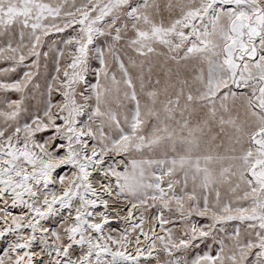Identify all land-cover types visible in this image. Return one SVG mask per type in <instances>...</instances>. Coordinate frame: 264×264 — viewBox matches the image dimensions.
<instances>
[{
    "label": "rangeland",
    "instance_id": "1",
    "mask_svg": "<svg viewBox=\"0 0 264 264\" xmlns=\"http://www.w3.org/2000/svg\"><path fill=\"white\" fill-rule=\"evenodd\" d=\"M87 142L122 203L100 192L101 174L85 187ZM67 149L57 186L32 183L30 203L45 210L76 173L42 226L68 247L59 264H122L97 245L154 227L155 259L141 264H264V0H0L5 174L22 152ZM128 203L134 223L115 213ZM24 204L5 195L0 218L29 223ZM35 233L23 228L22 247L51 264ZM14 261L4 238L0 264Z\"/></svg>",
    "mask_w": 264,
    "mask_h": 264
},
{
    "label": "bare ground",
    "instance_id": "2",
    "mask_svg": "<svg viewBox=\"0 0 264 264\" xmlns=\"http://www.w3.org/2000/svg\"><path fill=\"white\" fill-rule=\"evenodd\" d=\"M76 128L77 127H75V129ZM5 142L8 146H10L9 143L11 142V138L6 139ZM83 148L85 152H91V156L89 158H86L84 163H82L79 168L82 171L85 187L90 192H92L93 186L90 180V175L96 173L101 174L102 181L100 188L104 189V191L100 192L106 193L107 195L105 196H109L116 202L122 203L121 201L123 200L112 188L109 177L100 170L102 169V162L96 163V161L94 160L93 153L95 152V148L91 146L89 142L83 144ZM22 154L25 158L24 162H22L19 168L13 171L10 175H6L5 171H7V169L2 167V164L5 161L0 162V200L2 201V203H4L5 195H12L14 204H21L22 200H24V218L32 214L34 217L30 219L29 223H26L25 220L20 219L16 220L7 217H4L2 219L0 218V242L3 241L4 238H7V241L15 256L14 264H34L33 261L36 259H40L41 255L33 253V251L27 248V246L25 245H23L22 247L21 242L22 238L25 239L23 228L26 226L29 227L30 223L34 222V231L36 232L34 234L35 238L39 240V243L42 246L43 250L47 252V256H49L50 258V263L59 264L58 257H60L61 255L67 256L68 254L66 252L68 250V247L65 248V253L62 254L61 250L64 249L63 245L54 238L49 230L44 231L42 226L43 222L47 221L48 213L51 211V208H54L53 214L55 215L57 210L56 202L61 196H63V194H66L70 191L76 173L74 174V176H72V182H70L71 184L61 188V192L59 195H55L51 199L46 198L43 200V206H45V210H34L30 206V203L33 198L37 197V193L32 183L34 185L42 183L45 185V187L57 186V184L54 182L55 171L60 167H63L66 163H70V151L67 149L65 157L61 160H48L39 154L26 155L23 152ZM37 169L41 170V172H37ZM20 183L21 186L19 185ZM93 192H98V190H94ZM100 199L103 205H105L106 203L103 200V196H101ZM136 206L137 205H132L130 203H128L127 205H122L120 212L116 211L115 213H122L123 221L130 220V223H134V209ZM9 213L11 215V212ZM41 215H44V217L41 218ZM74 231V228H70V240L75 239V236L73 235V233H75ZM160 232L161 230L158 227H154V229L152 230L149 229L147 231H141L137 237L130 238L127 245L123 248H113L112 245H110L107 241H103L102 245H97L98 260L104 259L105 256H109L113 260H116L117 262L122 264H141V261L147 262L150 260H154V252L157 251V248H152L147 251H145V249L147 248L148 243L151 242L157 235H159ZM18 249L19 251L24 250L22 256L18 255V253L16 252L18 251ZM80 258L83 259V257ZM82 259H75L71 264H83V262H87V260L83 261Z\"/></svg>",
    "mask_w": 264,
    "mask_h": 264
}]
</instances>
